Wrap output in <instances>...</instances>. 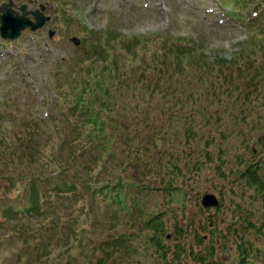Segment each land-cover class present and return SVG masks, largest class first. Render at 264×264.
<instances>
[{"label": "trees", "instance_id": "trees-1", "mask_svg": "<svg viewBox=\"0 0 264 264\" xmlns=\"http://www.w3.org/2000/svg\"><path fill=\"white\" fill-rule=\"evenodd\" d=\"M233 2L231 16L245 27L247 38L231 58L211 60L188 36L163 32L148 37L142 45L138 43L143 40L132 36L119 46V39L109 32L100 39L99 48H93L95 57L91 54L87 64L75 62L56 72L63 79L54 86L58 96L46 115L30 118L21 112L18 116L8 105L0 114L7 119L5 126L0 121V191L17 192L18 203H0V245L6 242L0 247V264H117L119 246L130 233L112 235L111 230L123 221L140 220L142 229L150 231L145 232L147 241L165 250L164 212L147 213L145 204L149 190L170 193L176 189L172 183L178 173L163 174L170 165L178 167L179 155L174 151L179 133L173 131L179 127L190 143L200 134L203 121L208 133L203 149L196 150L208 158L219 153V158L225 146L231 149L230 139L242 137V142H248L249 130L264 125V12L254 9L264 7V0ZM251 5L255 15L248 9ZM151 43H155L151 60L141 59L138 45L143 49ZM113 47H123L140 63L119 72ZM37 89L28 91V97L43 103L45 98L38 100ZM129 92L132 102L171 101L158 114L163 121H155L153 110L147 108L139 115L140 126L135 125L134 111L140 106L134 102L131 107L126 97ZM35 103L31 102L32 107ZM212 105L222 108L213 111ZM222 110L231 117V126L217 115ZM198 113L202 117H196ZM252 114L256 115L253 121L249 119ZM248 151L254 156L252 148ZM238 159L239 165L246 162ZM235 173L264 199L263 161H248ZM123 174L137 181L129 182ZM151 174L155 178L145 183ZM133 186L135 196L130 190ZM58 196L78 204L76 210L85 218L83 229L90 225L96 237L91 235L90 241L83 242L82 228L77 231L63 220V211L55 208ZM93 210L105 218L99 221ZM103 230L109 232L106 239L101 238ZM248 243L243 237L237 242V264H253ZM209 253L214 254L212 245Z\"/></svg>", "mask_w": 264, "mask_h": 264}, {"label": "rangeland", "instance_id": "rangeland-1", "mask_svg": "<svg viewBox=\"0 0 264 264\" xmlns=\"http://www.w3.org/2000/svg\"><path fill=\"white\" fill-rule=\"evenodd\" d=\"M1 1L8 0H0V4ZM12 1L13 8L18 11L22 3H25L30 11L36 9L40 11L42 5L45 14L50 18L40 29L34 32L25 29L13 41H5L0 37V114L5 113L9 105L17 110L18 116H21V112L30 118L41 113L46 115L47 111L53 108L54 98L58 96L54 86L63 79L61 69H68L75 62L87 64L89 58L92 59L91 56L95 57L93 48H99V41L105 33L107 35L110 32L117 37L119 46L129 41L132 36L143 40L138 43L139 45L144 44L148 37L163 32L170 33L173 37L188 36L189 39L196 40L203 48L204 54L211 60L218 56L231 58L232 53L237 51L247 38L245 27L228 13L233 4L231 0ZM49 29L55 31L52 37H49ZM71 37H78L80 43L75 44ZM139 45L138 56L151 60L149 55L155 43L143 49ZM111 53L117 57L120 63L118 71L121 73L140 63L139 58H136V62L123 47L119 49L113 47ZM58 70L61 72L56 74ZM24 83L27 84L26 87ZM33 89L39 90L37 95L39 101L40 97L45 98L43 103L37 104L33 96L28 97V91ZM129 95L130 92L126 95L128 101L131 100ZM26 97L29 99L26 100ZM32 101L35 103L34 106L37 104L36 107H32ZM134 102H138V107L140 106L139 111H134L137 113L135 120L137 126L142 123V117L139 118V115L143 116L145 109L153 110L155 121H163V115L158 117V114L172 104L171 101L162 99ZM134 102L129 101L131 107H134ZM149 102H153L152 105ZM209 107L213 111L222 108L217 105ZM219 113L217 115L226 120L227 126H231V117H226L223 110ZM199 116L202 117L200 113L196 117ZM7 117L9 119L8 115ZM255 118L254 114L249 117L252 121ZM6 120L0 117L4 126ZM228 121L231 123L228 124ZM200 122L201 128L198 130L200 134L193 142H185L179 127L173 131L179 133L174 151L179 155L178 167L170 165L163 174L170 176L172 173H178L177 179L172 183L176 189L170 193L163 189L149 190L146 197L147 213L160 210L164 212L167 233L162 241L166 251L159 250L147 241L145 232L150 231L142 229L140 220L128 223L123 221L117 229L111 230L112 235L118 234L119 231L130 233L119 246L117 264H237L239 259L236 244L241 237L247 243L250 242L248 243L251 250L250 262L264 264V199L255 195L235 173L243 170L248 161L264 162V125L258 130H249L248 142H242V137L239 141L232 138L227 142L232 145L229 151L225 144L223 151L226 152L221 157L218 158L220 154L214 152L215 154L208 158L196 150L203 149L204 137L208 133L203 121ZM22 124L25 125V122ZM246 145L248 148H245ZM251 148H255L254 156L248 151ZM237 158H242L246 162L239 165L236 162ZM114 163H110V166ZM99 174H102V171ZM154 176L151 174L144 182L151 181ZM122 177L126 178V175L123 174ZM126 179L129 182L137 181ZM130 190L135 196L137 188L133 186ZM205 193L216 195L219 204L202 206L201 200ZM16 196L17 192L13 190L9 193L0 191V203L14 205L18 203ZM81 204L82 202L79 206ZM101 205L104 207L105 203L101 201ZM55 208L63 211V220L76 226L77 231L82 228L80 232H83V242L90 241L91 235L96 237V234L91 233L90 225L83 229L86 226L85 218L82 212L76 210L78 204L70 197L69 199L59 197ZM95 214L99 221L105 218L103 213ZM176 226L183 230H177ZM1 231L0 229V233ZM100 233L101 238L106 239L109 232L103 230ZM199 237H202V242ZM5 245L6 242L1 241L0 247L3 248ZM211 245L214 254H208Z\"/></svg>", "mask_w": 264, "mask_h": 264}, {"label": "water", "instance_id": "water-1", "mask_svg": "<svg viewBox=\"0 0 264 264\" xmlns=\"http://www.w3.org/2000/svg\"><path fill=\"white\" fill-rule=\"evenodd\" d=\"M13 1L3 2L0 6V34L5 38H11L20 35V32L26 27H30L31 30L42 27L45 24V20L49 19L48 16L44 15L43 12L39 10L27 11L26 4H22L19 10L22 13L17 12L12 8ZM43 10V6H41ZM28 14H32L35 19L34 22L29 18ZM53 32H51V35ZM77 44L78 40L72 38ZM202 206H214L219 204V199L216 195L211 193L203 194L201 200Z\"/></svg>", "mask_w": 264, "mask_h": 264}, {"label": "flooded vegetation", "instance_id": "flooded-vegetation-1", "mask_svg": "<svg viewBox=\"0 0 264 264\" xmlns=\"http://www.w3.org/2000/svg\"><path fill=\"white\" fill-rule=\"evenodd\" d=\"M29 1H32V0H29Z\"/></svg>", "mask_w": 264, "mask_h": 264}]
</instances>
